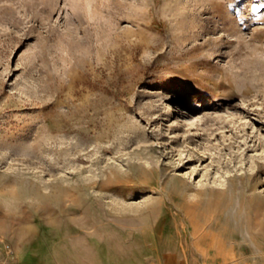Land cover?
Here are the masks:
<instances>
[{
    "label": "rangeland",
    "instance_id": "374dc122",
    "mask_svg": "<svg viewBox=\"0 0 264 264\" xmlns=\"http://www.w3.org/2000/svg\"><path fill=\"white\" fill-rule=\"evenodd\" d=\"M253 231L264 0H0V264H264Z\"/></svg>",
    "mask_w": 264,
    "mask_h": 264
},
{
    "label": "bare ground",
    "instance_id": "6f19581e",
    "mask_svg": "<svg viewBox=\"0 0 264 264\" xmlns=\"http://www.w3.org/2000/svg\"><path fill=\"white\" fill-rule=\"evenodd\" d=\"M173 191L174 192H177V193H179V194H181L182 193V187H181V185L179 184V183H177V182H175L174 183V186H173ZM212 194H213V196H216V195H219L220 194V192L219 191H212ZM218 198H220L219 196H217ZM223 198V197H222ZM250 204H251V206H254L256 209H260V200H258L257 198H252L251 200H250ZM225 208H226V206H225ZM243 213V212H242ZM244 215V214H243ZM245 216V218H246V225L247 226H253L254 224H252L251 223V221H250V219H248V215H244ZM240 215H238L237 216V220H236V218H235V220H236V222H234L232 225H226L225 226V234L226 235H234V234H238L239 233V229L241 228V226L242 225H244V223H243V221L241 222V220H240ZM223 218V217H222ZM234 218V217H233ZM225 219V218H224ZM227 223V222H226ZM221 224V223H220ZM231 224V223H230ZM222 225V224H221ZM216 226V225H215ZM218 227H219V224L217 225ZM221 227V226H220ZM213 228H215V227H213ZM215 229H217V228H215ZM217 230H219V229H217ZM260 231V230H259ZM259 231H253L252 233H251V235L249 236V241L247 242V244L249 245V246H254V247H256V246H261V245H264V239L260 236V232ZM261 231H263V230H261ZM261 233H263V232H261ZM264 234V233H263ZM241 241H243V240H241ZM263 250V249H262ZM262 254V253H261ZM246 258H248V259H251V260H253V259H257V257H255V256H250V257H246ZM262 258V257H261ZM259 259V258H258ZM257 259V260H258Z\"/></svg>",
    "mask_w": 264,
    "mask_h": 264
}]
</instances>
